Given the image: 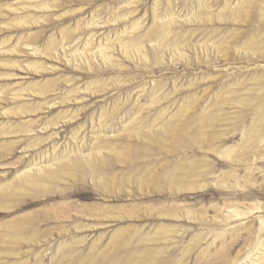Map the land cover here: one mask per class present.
<instances>
[{"label":"rangeland","instance_id":"rangeland-1","mask_svg":"<svg viewBox=\"0 0 264 264\" xmlns=\"http://www.w3.org/2000/svg\"><path fill=\"white\" fill-rule=\"evenodd\" d=\"M0 264H264V0H0Z\"/></svg>","mask_w":264,"mask_h":264},{"label":"bare ground","instance_id":"bare-ground-1","mask_svg":"<svg viewBox=\"0 0 264 264\" xmlns=\"http://www.w3.org/2000/svg\"><path fill=\"white\" fill-rule=\"evenodd\" d=\"M50 168V167H49ZM52 171V170H51ZM47 174L50 176V177H58L57 175H58V173H56V172H47ZM46 174V175H47ZM39 181V180H38ZM36 182V181H35Z\"/></svg>","mask_w":264,"mask_h":264}]
</instances>
